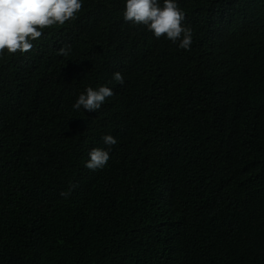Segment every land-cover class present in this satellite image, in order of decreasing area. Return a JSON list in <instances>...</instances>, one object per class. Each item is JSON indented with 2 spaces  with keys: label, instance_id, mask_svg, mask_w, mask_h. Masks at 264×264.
I'll use <instances>...</instances> for the list:
<instances>
[{
  "label": "trees",
  "instance_id": "1",
  "mask_svg": "<svg viewBox=\"0 0 264 264\" xmlns=\"http://www.w3.org/2000/svg\"><path fill=\"white\" fill-rule=\"evenodd\" d=\"M81 2L0 54V264H264V0H175L187 51Z\"/></svg>",
  "mask_w": 264,
  "mask_h": 264
},
{
  "label": "clouds",
  "instance_id": "2",
  "mask_svg": "<svg viewBox=\"0 0 264 264\" xmlns=\"http://www.w3.org/2000/svg\"><path fill=\"white\" fill-rule=\"evenodd\" d=\"M81 8V0H0V54L5 50L9 54L30 51L32 41L42 36V29L64 25L74 19ZM123 18L126 22L146 26L157 39L165 36L171 42L178 43L180 49L187 51L191 48L192 29L182 24L184 13L175 0H163L162 6L159 0H126ZM68 51L62 47L59 54L66 56ZM113 79L124 83L120 71L113 73ZM113 95V90L106 85L95 89L89 86L79 94L73 108L97 111ZM102 140L108 148L97 147L89 152L85 164L89 170L102 169L110 159L111 146L117 143L112 135H105ZM74 187L61 191L60 195L68 198Z\"/></svg>",
  "mask_w": 264,
  "mask_h": 264
}]
</instances>
